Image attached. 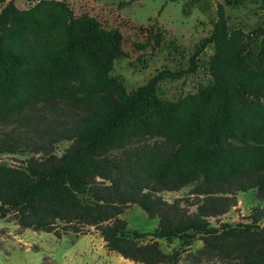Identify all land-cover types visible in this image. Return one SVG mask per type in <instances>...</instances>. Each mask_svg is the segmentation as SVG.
<instances>
[{
	"label": "trees",
	"instance_id": "16d2710c",
	"mask_svg": "<svg viewBox=\"0 0 264 264\" xmlns=\"http://www.w3.org/2000/svg\"><path fill=\"white\" fill-rule=\"evenodd\" d=\"M120 40L116 28L86 12L73 14L62 0L23 9L7 0L0 8V121L40 98L83 110L61 134L71 145L59 155H30L22 167L0 163V217L56 237L92 227L108 250L143 264L176 263L185 247L165 252L157 239L189 245L195 234L201 246L187 251L193 262L264 264V206L251 207L246 222L205 219L233 203L209 197L231 185L256 187L264 199V31L229 28L216 1L208 35L188 56L193 65L212 42V82L177 99L160 98L155 86L187 69H159L131 90L109 74ZM0 150L14 145L0 137ZM198 175L203 184L194 192L203 196L192 216L150 196ZM131 202L157 217L152 230L126 227L118 215Z\"/></svg>",
	"mask_w": 264,
	"mask_h": 264
},
{
	"label": "rangeland",
	"instance_id": "374dc122",
	"mask_svg": "<svg viewBox=\"0 0 264 264\" xmlns=\"http://www.w3.org/2000/svg\"><path fill=\"white\" fill-rule=\"evenodd\" d=\"M6 1L0 0V8ZM36 1L19 0L14 5L23 9ZM62 1L73 14L86 12L104 28H116L120 32L121 40L113 47L118 55L113 59L109 74L120 77L126 90L143 83L159 69H187L178 78L157 82L156 94L162 99H177L211 84L208 64L213 53L212 42H207L194 57L193 65L188 56L208 35L215 20L216 1L223 5L229 28H239L242 33L252 35L258 30L264 31V0H199L196 3L189 0H131L125 5L121 2L125 0ZM148 30L151 34L161 35V39L154 42ZM82 115L79 105L61 98L36 99L13 111L0 121V137L13 143L14 150H0V163L22 167L30 155H59L71 145V140L61 138V134L73 129ZM201 184L203 179L198 175L176 190L152 191L150 196H159L171 203L177 212L192 216L203 196L194 192ZM231 188L230 192L218 191L209 196L215 203L224 198L233 201L224 212L205 216L209 224L246 222L251 207L264 206V199L258 196L256 187L235 190L231 185ZM118 216L125 220L126 227L140 231L152 230L157 222L156 216H147L135 202L126 204ZM146 239L147 236L141 240ZM157 244L165 252L185 247L176 263L157 264H221L217 260H190L187 251L201 246L197 234L189 245H182L178 238L170 242L158 238ZM124 261L125 258L105 247L100 234L92 227L83 234L68 231L56 237L52 232L22 228L14 220L0 217V264H126Z\"/></svg>",
	"mask_w": 264,
	"mask_h": 264
},
{
	"label": "crops",
	"instance_id": "0c3cea01",
	"mask_svg": "<svg viewBox=\"0 0 264 264\" xmlns=\"http://www.w3.org/2000/svg\"><path fill=\"white\" fill-rule=\"evenodd\" d=\"M71 1H74V0H71ZM85 2H87V0H84ZM13 2H14V4L15 5H17L18 4V2H19V0H13ZM129 3V2H128ZM128 3H124V5L125 4H128ZM123 7V6H122ZM126 259V261H124V263H126V264H134L135 262L134 261H132L131 259H128V258H125ZM122 262V261H121ZM129 262V263H128ZM138 264H142V263H140V262H137ZM137 263H135V264H137Z\"/></svg>",
	"mask_w": 264,
	"mask_h": 264
}]
</instances>
